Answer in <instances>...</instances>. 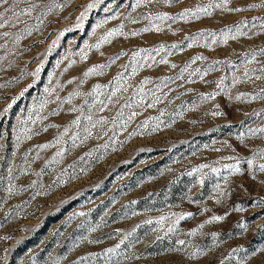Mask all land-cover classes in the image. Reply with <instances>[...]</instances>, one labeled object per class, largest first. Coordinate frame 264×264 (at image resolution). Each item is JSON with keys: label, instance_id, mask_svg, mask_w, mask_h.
I'll return each mask as SVG.
<instances>
[{"label": "rangeland", "instance_id": "374dc122", "mask_svg": "<svg viewBox=\"0 0 264 264\" xmlns=\"http://www.w3.org/2000/svg\"><path fill=\"white\" fill-rule=\"evenodd\" d=\"M0 24V264H264V0Z\"/></svg>", "mask_w": 264, "mask_h": 264}, {"label": "snow or ice", "instance_id": "6c2138e0", "mask_svg": "<svg viewBox=\"0 0 264 264\" xmlns=\"http://www.w3.org/2000/svg\"><path fill=\"white\" fill-rule=\"evenodd\" d=\"M5 0H0V3H4ZM89 7H93V5H89ZM253 7H255V5H253ZM206 11V10H205ZM0 27H3L2 24H0ZM199 59V57H198ZM261 131H264V130H261ZM249 164H251V161H248ZM261 168L264 169V165H261ZM237 171H239V169H237ZM216 219H219V218H216ZM109 251H112L111 249Z\"/></svg>", "mask_w": 264, "mask_h": 264}]
</instances>
